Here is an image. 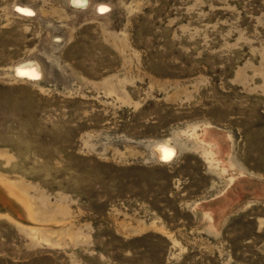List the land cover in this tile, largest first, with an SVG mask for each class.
I'll use <instances>...</instances> for the list:
<instances>
[{"label":"rangeland","instance_id":"1","mask_svg":"<svg viewBox=\"0 0 264 264\" xmlns=\"http://www.w3.org/2000/svg\"><path fill=\"white\" fill-rule=\"evenodd\" d=\"M84 2L0 0V264H264V0Z\"/></svg>","mask_w":264,"mask_h":264},{"label":"bare ground","instance_id":"2","mask_svg":"<svg viewBox=\"0 0 264 264\" xmlns=\"http://www.w3.org/2000/svg\"><path fill=\"white\" fill-rule=\"evenodd\" d=\"M17 75L19 78L27 80H38L41 78L40 72L33 66L22 67L18 70ZM160 151V161L162 163H170L174 158V151L165 147H158Z\"/></svg>","mask_w":264,"mask_h":264},{"label":"clouds","instance_id":"3","mask_svg":"<svg viewBox=\"0 0 264 264\" xmlns=\"http://www.w3.org/2000/svg\"><path fill=\"white\" fill-rule=\"evenodd\" d=\"M72 3H73V5H74L75 7H79V8H83V7L86 6L84 0H72ZM99 10H100L101 12H105V11H107L108 9H107L106 6H101V7L99 8Z\"/></svg>","mask_w":264,"mask_h":264}]
</instances>
